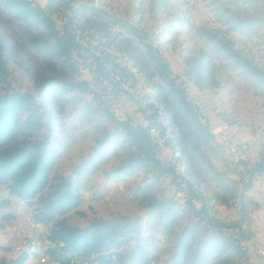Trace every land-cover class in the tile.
Here are the masks:
<instances>
[{
  "label": "rangeland",
  "instance_id": "obj_1",
  "mask_svg": "<svg viewBox=\"0 0 264 264\" xmlns=\"http://www.w3.org/2000/svg\"><path fill=\"white\" fill-rule=\"evenodd\" d=\"M106 1L110 18L141 20L140 27L146 31L147 40L156 46L177 75V82L181 79L188 93L200 85L206 86L198 88V94L207 100L205 114L209 125L215 123V110L227 112L234 125L231 128L234 138L248 139L252 152L257 153L255 140L264 132V86L244 74L240 67H234L220 46V41H227L219 31L206 27L204 13L206 8L212 11L228 31L242 29L249 33L255 29L264 31V11L255 9L253 1L249 10L241 9L233 0ZM165 1L166 5L162 6ZM43 2L38 0L39 4ZM93 22L104 40L113 36L104 20ZM204 31L208 34L204 35ZM0 39L12 53L7 65L9 75L0 83V96L20 90L32 93L38 101V92H42L45 105L40 112L46 126L40 136L48 126L51 144L57 152L52 176L74 178L83 187L82 202L76 212L62 216L67 224L83 229L94 219L123 218L128 227L116 247L120 259L133 264L142 258L153 259L150 264H168L178 254L182 255V264H246L229 245L222 253L212 249L216 244L222 246V240L201 224L190 197L193 193L190 187H196L206 196L227 203L228 208L219 216L224 220L233 218L231 206L237 190L229 176L235 168L222 158L210 139L205 140L193 128H185L169 99L158 95L155 103L173 121L176 146L189 177L187 184L167 172H159L158 166L163 169L160 164L169 156L167 147L160 145L156 166L146 164L115 178L112 170L129 161L139 162L142 155L117 125L119 122L106 114L104 104L89 93L86 84L92 76L87 67L92 55L84 54L78 76L71 74L70 62L59 57L49 60L54 40L44 25H28L1 7ZM124 47L127 49L128 45ZM127 50L134 53L138 64L148 73L150 66L146 59L132 47ZM121 63L124 64L122 60ZM137 78L135 84L125 89L126 97L116 94L115 101L125 116L141 125L149 116L148 94L152 91L140 75ZM259 158L264 160V154ZM249 193L254 194L255 190L250 188ZM12 205V210L20 216L34 214L39 209L35 200L28 206L15 199ZM256 233L263 241L264 227L252 228L253 237ZM14 257L15 253L10 251L0 253L1 259ZM23 264L37 263L29 258Z\"/></svg>",
  "mask_w": 264,
  "mask_h": 264
},
{
  "label": "built area",
  "instance_id": "obj_2",
  "mask_svg": "<svg viewBox=\"0 0 264 264\" xmlns=\"http://www.w3.org/2000/svg\"><path fill=\"white\" fill-rule=\"evenodd\" d=\"M29 1L33 6H39L43 10L44 14L51 20L56 36L61 41L70 39L79 45L77 49L73 48L70 54V63L74 68L72 74L79 75V71L83 67L81 62L82 60L85 61L84 54L89 52L92 55V62L88 63L87 67V72L92 76L91 81L86 84L87 89L92 96L104 104L105 108L103 109H107L106 111L116 122L127 123L133 129H143L148 133L150 143L144 142L142 144V157L145 156L148 149L152 148L156 158L158 146L167 147L166 152L169 153V156L167 160H162L161 167L170 169L167 174L172 175L181 183L187 184L189 177L185 163L181 159L180 149L176 146V139L166 112L162 110L159 104L155 103L156 98L152 96L154 90L151 83H147L142 74L137 71L133 59L126 51H119L112 44L110 46L105 45L110 40H114V43L117 44L124 38H130L132 45L139 46L137 39L133 38L122 27L121 23L124 22L146 33L140 27L141 20L134 22L131 18H110L108 16V1L106 0H58L59 3L51 6H46V3L54 0H44L42 4H39L38 0ZM233 1L238 7L245 10H249L250 2L253 1L255 9L264 11V0ZM83 8H92L106 15L105 18L99 19L104 20L109 25L113 35L110 39L104 40L93 22L90 21L85 24L88 13H83ZM204 14L207 28L219 31L228 44L264 71V31L262 29H255L249 33L242 29L228 31L224 22L214 16L208 8ZM153 47L156 48L155 45ZM101 49L110 53L118 65L107 76L99 75L95 71L94 56H101ZM121 60L124 64L121 63ZM120 70H125L132 76L124 80ZM137 75H140V79L148 84L152 91L148 94L150 99L148 102L149 116L141 125L133 123L129 117L125 116L115 101L116 94H122V98L126 97L125 89L137 82ZM178 83H182V80L179 79ZM182 86L185 88L183 83ZM198 92V88L195 91H189V93L186 91L187 99L198 113L199 122L208 127L211 133V141L218 148L222 158L227 160L230 167L235 168L234 175H230L229 178L235 184L237 194L233 199V206H231L233 218L224 220L219 215L228 208L227 203L218 198L210 197V195L206 196L196 187H190L193 192L190 197L194 209L197 211L201 224L208 227L213 236L232 242L243 252L242 258L246 264H264V240L262 241V237L258 236L257 233L255 237L252 234V228L257 225L264 227V169L262 168L264 160L259 158V155L264 154V132L259 140H255L257 153H253L252 144L248 139L234 138L231 131L234 125H231L230 116L227 112L221 109L215 110L213 113L215 123L209 125L210 120L205 114L207 100ZM250 188L255 190L254 194L249 193ZM248 193L251 197L248 196ZM242 202L245 203L243 209ZM52 225V221L43 223L35 220L32 214L14 217L0 209V245L8 247L10 252L15 253V256L27 254L28 259L34 260L37 264H100L97 253L83 254L79 251L64 250V242L56 241L50 237ZM262 236L264 237V234ZM113 251H119V249L115 248L108 251L111 256V264H116V256ZM153 261L152 259L147 264Z\"/></svg>",
  "mask_w": 264,
  "mask_h": 264
},
{
  "label": "trees",
  "instance_id": "obj_3",
  "mask_svg": "<svg viewBox=\"0 0 264 264\" xmlns=\"http://www.w3.org/2000/svg\"><path fill=\"white\" fill-rule=\"evenodd\" d=\"M56 3L59 1H48L46 6ZM161 5L165 6L166 1ZM0 7L28 25H44L54 40V49L49 52V60L59 57L63 58L64 62H70L71 50L77 49L79 45L70 39L61 41L56 36L51 20L39 6H33L29 0H0ZM82 12L88 13L85 24L106 17L105 14L92 8H83ZM121 25L133 38L137 39L139 46H133L130 38H124L117 44L114 43V40H110L105 45L112 44L117 50L126 51L133 59L137 71L142 74L147 83H151L154 90L152 96L158 99V95H163L169 99L175 114L178 115L185 128H193L205 140H211L208 127L199 122L198 113L187 99L182 83L177 82V75L173 74L168 62L162 58L157 48H154L152 43L147 40V34L124 22ZM199 31L197 30V32ZM203 34L206 35L208 32L204 31ZM220 42V46L233 61L234 67H240L244 74L253 77L258 84L264 86V71L230 44ZM126 44L128 45L127 49L132 47L135 53L146 59L150 66L148 73H145L138 64L134 53L124 47ZM101 52V56H94L95 71L99 75L107 76L118 65L110 53L103 49ZM11 54V50L6 49L0 39V83L4 82L9 75L7 65ZM68 66L72 74L74 68L71 63ZM120 73L124 80L132 76L125 70H120ZM205 87L204 85L198 86L199 89ZM44 103L42 92H38V101L35 100L32 93L20 90H11L0 96V186H4L8 193L6 197L0 199V206L10 204L11 197H16L28 206H31L35 200L39 209L32 214L33 218L43 223L52 221L50 237L56 241L64 242V250L79 251L83 254L97 253L100 264H111V256L108 251L118 248L116 246L120 243L121 237L126 234L128 224L124 223L123 218L119 216L103 221L94 219L83 229L70 226L65 222L62 216L71 211L76 212V208L80 205L83 187L74 178L65 176L53 178L52 176L57 152L51 144V133L48 126L45 134L40 136V131L46 126L40 112L44 108ZM166 115L176 139L173 121L168 114ZM117 125L126 133L127 139L138 146L140 152H142L144 142L150 143L145 130L133 129L127 123H118ZM161 132L163 133V130ZM146 164L153 166L158 164L152 148L146 151L145 156L139 162L129 161L112 170L111 173L115 178H120L131 173L136 167L146 166ZM262 168L264 169V165ZM158 170L160 173L170 171L168 168L160 169L159 166ZM139 190L142 191L141 188ZM244 207L245 203L242 202V209ZM79 214L83 216L84 212H79ZM220 240H222V246L218 244L212 246L215 252L222 253L229 245L237 257L243 256V252L232 242L223 238ZM0 251L7 252L9 248L0 245ZM113 252L116 256V264H133L132 261L120 259L119 251ZM28 257L27 254H19L10 259L2 258L0 264H23L28 260ZM181 261L182 255L178 254L168 264H182ZM148 262L147 258H142L138 264H147Z\"/></svg>",
  "mask_w": 264,
  "mask_h": 264
},
{
  "label": "crops",
  "instance_id": "obj_4",
  "mask_svg": "<svg viewBox=\"0 0 264 264\" xmlns=\"http://www.w3.org/2000/svg\"><path fill=\"white\" fill-rule=\"evenodd\" d=\"M1 187H4V186H0V188ZM7 195H8V193H7V189L6 188H5V190H2V191L0 190V199L6 197ZM15 199H17V198L16 197H11L10 198V204H8L6 206L5 205L0 206L1 211L10 213L12 216L15 215V216L19 217L20 215H17L16 212L14 210H12V206H13L12 204H13V201ZM1 252H3V251H0V253ZM6 259H8V258H6ZM0 260H1V258H0Z\"/></svg>",
  "mask_w": 264,
  "mask_h": 264
}]
</instances>
